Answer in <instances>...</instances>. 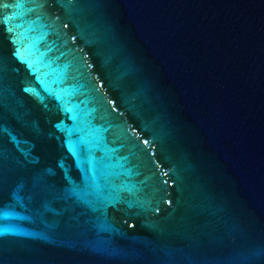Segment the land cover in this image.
Wrapping results in <instances>:
<instances>
[{
	"label": "water",
	"instance_id": "95a60500",
	"mask_svg": "<svg viewBox=\"0 0 264 264\" xmlns=\"http://www.w3.org/2000/svg\"><path fill=\"white\" fill-rule=\"evenodd\" d=\"M0 264H264V0H0Z\"/></svg>",
	"mask_w": 264,
	"mask_h": 264
}]
</instances>
